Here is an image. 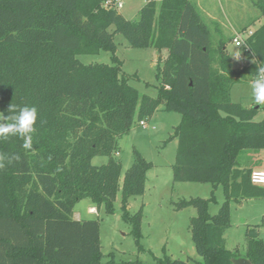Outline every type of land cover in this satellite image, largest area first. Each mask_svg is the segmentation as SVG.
<instances>
[{"label": "trees", "instance_id": "obj_1", "mask_svg": "<svg viewBox=\"0 0 264 264\" xmlns=\"http://www.w3.org/2000/svg\"><path fill=\"white\" fill-rule=\"evenodd\" d=\"M116 1L0 0V112L10 115L11 104L39 110L32 150L23 148L18 135L0 138V152L21 158L0 170V264H101L100 220L77 219L74 209L89 198L113 214L119 188L122 218L143 249V208L131 213L128 204L145 193L154 164L135 148L123 174L116 154L120 138L161 105L181 114L168 138L177 139L173 181L222 186L225 200L214 214V191L209 198L173 202L177 210L197 211L190 230L201 259L165 254L156 264H234L241 255L225 238L231 200L264 197V186L251 181V153L264 150V116L256 118L264 106L232 101L231 89L253 81L264 65V22L246 38L251 62L234 68L227 40L213 37L194 0H146L137 20L125 17ZM258 6L264 14V0ZM116 33L133 47L167 49L157 65L155 96L130 83L117 55ZM102 50L111 53V63L78 57ZM95 156L107 161L96 165ZM245 239L244 256L264 264L260 226L248 225ZM108 263L140 262L112 256Z\"/></svg>", "mask_w": 264, "mask_h": 264}, {"label": "rangeland", "instance_id": "obj_2", "mask_svg": "<svg viewBox=\"0 0 264 264\" xmlns=\"http://www.w3.org/2000/svg\"><path fill=\"white\" fill-rule=\"evenodd\" d=\"M160 1V0H158ZM198 5L204 21L210 26L213 37L227 40V52L232 57L234 68H242L251 62L247 52L236 46L233 39L240 36L246 39L251 31L264 22V14L258 6V0H194ZM122 6L120 12L131 20L139 18V10L146 0H117ZM117 55L121 59L122 70L130 76V83L141 94L155 96L157 89V65L162 64L168 55L167 49L158 51L154 48H137L131 46L121 33L115 34ZM235 55H240L237 59ZM85 63H111V53L105 50L98 54H81L78 56ZM215 59L214 67H217ZM241 81L233 85L231 100L244 106L255 104L250 83ZM264 116V107L257 119ZM181 120L178 112H169L161 105L153 117L145 120V125L135 122L129 134L120 138V151L116 154L123 163V174L133 163V150L136 148L153 167L147 172L146 190L143 195L133 196L129 200L131 213L143 208L141 230L143 249L139 250L131 233L132 226L122 218L121 188L115 200V212L109 214L101 209L88 207L89 198L79 201L75 210L84 218H99L102 252L101 264H109L113 256L115 261H133L139 264H156L165 254L173 259L187 260L201 257L196 252L191 237L190 218L196 215L194 207L177 210L173 202L180 199L203 197L209 198L214 191L217 202H211L210 212L216 213L225 200L222 186L216 189L211 183L174 182L172 165L176 158L177 139H168ZM255 161L254 169H264V150L251 153ZM107 161L106 156H95L92 162L100 165ZM96 207V206H95ZM231 225L225 232L226 246L245 257V231L248 225L258 224L264 238V197L244 199L242 202L231 200ZM112 253V254H110Z\"/></svg>", "mask_w": 264, "mask_h": 264}, {"label": "clouds", "instance_id": "obj_3", "mask_svg": "<svg viewBox=\"0 0 264 264\" xmlns=\"http://www.w3.org/2000/svg\"><path fill=\"white\" fill-rule=\"evenodd\" d=\"M235 56L237 59L240 58V55ZM253 62L256 63L255 60ZM250 87L255 105L264 106V65L258 66L256 78L250 83ZM8 111L11 113L8 116L0 112V138L6 140L11 136L18 135L24 141L23 148L32 150L38 120V108L35 105H25L18 108L11 104ZM20 159L19 154L0 152V170L13 162L20 161Z\"/></svg>", "mask_w": 264, "mask_h": 264}, {"label": "built area", "instance_id": "obj_4", "mask_svg": "<svg viewBox=\"0 0 264 264\" xmlns=\"http://www.w3.org/2000/svg\"><path fill=\"white\" fill-rule=\"evenodd\" d=\"M116 5L117 7H121L122 3L118 2L116 3ZM251 33L252 31L249 34ZM233 41L236 46L242 47L243 49H245L244 51H246L247 54L249 53V47L246 46V39L244 40L240 36H236L234 37ZM140 124L145 125V122L141 121ZM251 181L254 184L264 186V169L261 168L253 169V171L251 172Z\"/></svg>", "mask_w": 264, "mask_h": 264}, {"label": "water", "instance_id": "obj_5", "mask_svg": "<svg viewBox=\"0 0 264 264\" xmlns=\"http://www.w3.org/2000/svg\"><path fill=\"white\" fill-rule=\"evenodd\" d=\"M234 264H253L248 258L240 256L234 259Z\"/></svg>", "mask_w": 264, "mask_h": 264}, {"label": "crops", "instance_id": "obj_6", "mask_svg": "<svg viewBox=\"0 0 264 264\" xmlns=\"http://www.w3.org/2000/svg\"><path fill=\"white\" fill-rule=\"evenodd\" d=\"M90 208H95L96 209V207H95V205L92 203V204H90L89 205V207H88V211L90 212ZM74 217L75 218H77V219H81V218H84V217H82V215L81 214H77V211L74 209Z\"/></svg>", "mask_w": 264, "mask_h": 264}]
</instances>
